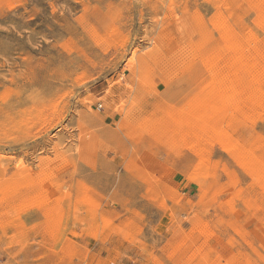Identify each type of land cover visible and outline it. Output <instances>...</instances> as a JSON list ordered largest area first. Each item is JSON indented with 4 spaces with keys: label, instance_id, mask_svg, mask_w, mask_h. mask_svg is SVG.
<instances>
[{
    "label": "rangeland",
    "instance_id": "1",
    "mask_svg": "<svg viewBox=\"0 0 264 264\" xmlns=\"http://www.w3.org/2000/svg\"><path fill=\"white\" fill-rule=\"evenodd\" d=\"M0 264H264V0H0Z\"/></svg>",
    "mask_w": 264,
    "mask_h": 264
}]
</instances>
